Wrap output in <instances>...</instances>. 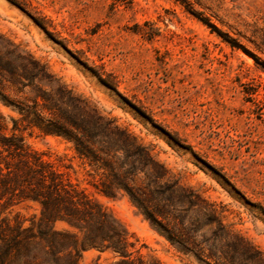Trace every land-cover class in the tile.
<instances>
[{"label":"rangeland","instance_id":"obj_1","mask_svg":"<svg viewBox=\"0 0 264 264\" xmlns=\"http://www.w3.org/2000/svg\"><path fill=\"white\" fill-rule=\"evenodd\" d=\"M15 2L0 0V33L131 132L264 258V0H189L187 8L175 0ZM0 111L14 115L1 105ZM24 136L125 226L137 240L134 255L198 264L178 254L125 195L95 190L98 177L70 144ZM17 210L28 225L36 206ZM97 255L84 252L80 264Z\"/></svg>","mask_w":264,"mask_h":264},{"label":"trees","instance_id":"obj_2","mask_svg":"<svg viewBox=\"0 0 264 264\" xmlns=\"http://www.w3.org/2000/svg\"><path fill=\"white\" fill-rule=\"evenodd\" d=\"M0 105L14 114L0 111V264H80L90 250L98 253L92 264H161L134 255L137 240L125 226L30 149L25 133L70 144L98 177L94 189L109 198L125 195L178 254L198 264H264L258 248L224 222L213 202L2 33ZM28 204L36 213L27 225L17 208Z\"/></svg>","mask_w":264,"mask_h":264}]
</instances>
